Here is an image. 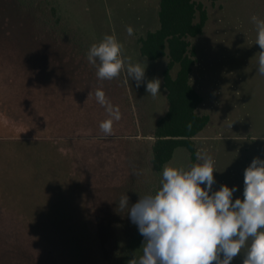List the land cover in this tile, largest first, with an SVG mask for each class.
I'll return each mask as SVG.
<instances>
[{
	"label": "rangeland",
	"instance_id": "obj_1",
	"mask_svg": "<svg viewBox=\"0 0 264 264\" xmlns=\"http://www.w3.org/2000/svg\"><path fill=\"white\" fill-rule=\"evenodd\" d=\"M196 1L208 21L191 39V82L204 98L198 113L211 120L194 140L215 161L212 190L235 186L234 201L243 199L245 169L264 160V75L251 20L264 19V0ZM159 8L160 0H0V264H128L142 255L144 237L118 204L161 187L151 159L169 59L148 61L139 46L158 29ZM105 35L147 66L139 87L125 86L123 72L98 80L87 53ZM152 79L161 80L156 98L146 91ZM97 88L122 114L111 135L99 127L109 114ZM196 163L179 148L167 165Z\"/></svg>",
	"mask_w": 264,
	"mask_h": 264
},
{
	"label": "clouds",
	"instance_id": "obj_2",
	"mask_svg": "<svg viewBox=\"0 0 264 264\" xmlns=\"http://www.w3.org/2000/svg\"><path fill=\"white\" fill-rule=\"evenodd\" d=\"M251 20L261 49L258 72L264 75V19L253 15ZM126 31L134 34L131 26ZM123 47L115 35H105L90 46L87 59L96 66L98 80L110 81L123 72L125 86L130 79L139 87L145 82L147 66L132 63L123 55ZM160 87V79L146 82V91L153 98L160 94ZM95 98L109 114L100 123V130L111 135L114 122L122 117L119 106L112 105L102 88H97ZM196 158L200 163L187 170L165 165L155 194L139 196L131 206L127 195L120 198L119 209H127L144 237L142 255L128 264H230L242 250L243 264H264V160L256 157L245 169L243 199L233 201L235 186L212 190L214 159L202 151Z\"/></svg>",
	"mask_w": 264,
	"mask_h": 264
},
{
	"label": "trees",
	"instance_id": "obj_3",
	"mask_svg": "<svg viewBox=\"0 0 264 264\" xmlns=\"http://www.w3.org/2000/svg\"><path fill=\"white\" fill-rule=\"evenodd\" d=\"M159 27L139 40L140 54L148 61L169 59L163 72L167 111L156 124V141L151 163L157 172L171 162L176 150L185 148L192 163L197 161L194 140L209 124V115H200L204 98L191 82L196 65V48L191 39L202 36L208 13L196 0H160ZM179 67L176 76L173 70Z\"/></svg>",
	"mask_w": 264,
	"mask_h": 264
}]
</instances>
